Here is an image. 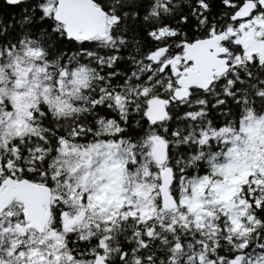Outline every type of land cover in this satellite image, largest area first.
<instances>
[{
	"label": "snow or ice",
	"instance_id": "6c2138e0",
	"mask_svg": "<svg viewBox=\"0 0 264 264\" xmlns=\"http://www.w3.org/2000/svg\"><path fill=\"white\" fill-rule=\"evenodd\" d=\"M0 264H264V0H0Z\"/></svg>",
	"mask_w": 264,
	"mask_h": 264
}]
</instances>
